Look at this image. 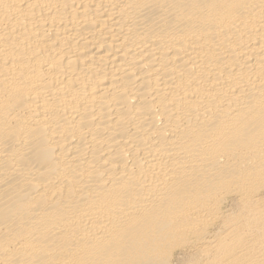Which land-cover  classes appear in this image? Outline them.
Here are the masks:
<instances>
[{"label":"bare ground","instance_id":"6f19581e","mask_svg":"<svg viewBox=\"0 0 264 264\" xmlns=\"http://www.w3.org/2000/svg\"><path fill=\"white\" fill-rule=\"evenodd\" d=\"M0 264H264V0H0Z\"/></svg>","mask_w":264,"mask_h":264}]
</instances>
